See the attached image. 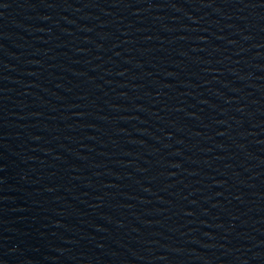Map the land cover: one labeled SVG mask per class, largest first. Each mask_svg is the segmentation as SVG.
Segmentation results:
<instances>
[{
    "label": "water",
    "instance_id": "water-1",
    "mask_svg": "<svg viewBox=\"0 0 264 264\" xmlns=\"http://www.w3.org/2000/svg\"><path fill=\"white\" fill-rule=\"evenodd\" d=\"M0 264H264V112L203 0H0Z\"/></svg>",
    "mask_w": 264,
    "mask_h": 264
}]
</instances>
